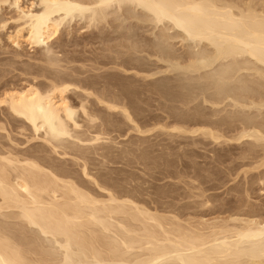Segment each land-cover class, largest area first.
I'll list each match as a JSON object with an SVG mask.
<instances>
[{
    "label": "bare ground",
    "instance_id": "6f19581e",
    "mask_svg": "<svg viewBox=\"0 0 264 264\" xmlns=\"http://www.w3.org/2000/svg\"><path fill=\"white\" fill-rule=\"evenodd\" d=\"M115 1L33 0L25 5L24 0H0V8L9 7L16 14L13 19L16 29L8 36L12 46L22 49V44L26 43L42 50L40 60L45 72L42 77L49 81L44 86L34 76L22 86H10L6 81L0 83L6 88L1 92L0 111L17 122L21 132L29 129L30 140H40L51 152L64 158L75 154L70 158L78 164L92 151L108 158L113 154V145L108 144L110 137L92 131L98 119L97 114L92 113L95 103L88 98L96 95L73 84L70 76H61L60 71L57 75L50 69L61 61L52 46L59 39L62 26L73 18L84 17L90 11L93 16L96 8L105 11ZM129 1L153 13L156 20L172 21L192 38L216 44L218 55L243 53L264 64V10H257L250 2L238 7L232 0ZM6 24V21L1 22L0 28L4 29ZM83 85L95 87L90 82ZM100 96L94 98L95 105L111 115L120 112L137 132L143 133L126 106ZM76 99H79L77 104ZM5 125L0 121V130L6 132ZM171 129L192 134L200 132L215 140L223 136L202 126L188 130L173 126ZM263 135L259 130H244L235 139L260 141ZM12 145L0 151V217L4 222L14 221L12 226L19 233H14L10 223L0 220V264H264V216L253 209L242 213L244 201L239 200L242 204L234 211L230 209L226 218L210 221L202 215L196 220L188 210L194 209L197 214L195 209L209 210L214 203L211 196H204L202 189L203 192L199 190L202 194L197 192V196H204L203 200L185 204L183 200L180 207L170 205L167 213L164 208L165 213L159 212L146 207V203L140 204L131 192L117 194L110 187H104L105 184L100 185L90 174L86 160L79 165L83 178L96 184L99 192L95 194L85 188V179L82 181L81 176L62 166L55 167L52 163L50 166L47 158L39 154L42 150L37 149L36 144L22 149L24 151L15 148L18 144L12 142ZM124 152L125 156L129 153ZM179 209L188 211V217L182 219ZM28 229H34L35 235L29 236Z\"/></svg>",
    "mask_w": 264,
    "mask_h": 264
},
{
    "label": "rangeland",
    "instance_id": "374dc122",
    "mask_svg": "<svg viewBox=\"0 0 264 264\" xmlns=\"http://www.w3.org/2000/svg\"><path fill=\"white\" fill-rule=\"evenodd\" d=\"M28 1L24 0L25 5L33 0ZM239 1L231 3L241 7L250 2L257 10H264V0ZM91 12L62 26L60 37L52 46L61 61L50 69L57 75L60 71L61 76H70L73 84L96 96L104 95L107 100L126 106L143 133L137 132L120 112L111 115L95 105L96 96H91L88 100L95 103L92 113L98 119L91 130L110 137L107 141L113 145L114 155L107 158L92 151L79 164L86 160L90 174L100 185L105 184L117 194L131 192L135 200L146 203L151 210L167 213L170 205L180 207L183 200L185 204L211 196L214 206L209 210L195 209L197 214L194 209L188 210L194 219L199 220L202 215L210 221L226 218L229 211L242 204L239 200L244 201L242 213L253 209L264 216V137L260 141L235 139L244 130L255 129L264 134V64L243 53L218 55L216 44L188 36L170 20H156L153 13L129 0H116L105 11L96 8L94 15L97 13L99 18L91 16ZM15 16L13 9L0 8V23L7 22L4 29L0 28V83L22 86L35 76L47 86L48 79L42 77V50L26 43L19 49L9 41V34L17 26ZM29 63L36 66H27ZM89 82L95 87L83 85ZM3 88L6 89L0 85V98ZM0 113L7 132L0 130V151L12 148V142L18 144L15 148L19 150L36 144L50 166H62L81 176L82 181L85 179L81 165L70 158L75 154L66 158L54 154L40 140H30L29 129L23 134L17 122ZM173 126L187 130L202 126L223 136L215 140L200 132H179L171 129ZM124 151L129 153L125 156ZM84 184L91 193L99 192L94 181L85 179ZM202 189L205 197L197 196ZM188 211L180 210L182 219L188 217ZM4 223H10L14 233H19L12 226L14 221ZM27 234L34 236L35 230L28 229Z\"/></svg>",
    "mask_w": 264,
    "mask_h": 264
}]
</instances>
